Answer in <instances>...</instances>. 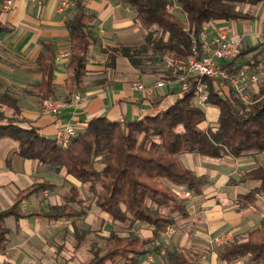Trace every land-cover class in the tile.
<instances>
[{
    "label": "trees",
    "instance_id": "16d2710c",
    "mask_svg": "<svg viewBox=\"0 0 264 264\" xmlns=\"http://www.w3.org/2000/svg\"><path fill=\"white\" fill-rule=\"evenodd\" d=\"M4 1L0 0V5ZM72 1L77 12L72 19L65 20L71 43L66 66L68 76L64 85L68 94L81 87L89 48L97 42L89 30V22L94 15L85 12L81 0ZM117 1L132 7L137 22L147 31L140 45L102 48L107 55L105 66L114 68L116 58L122 56L142 73L144 62L151 63V60L143 58L148 52H151L150 57L156 52L160 53L158 58L170 56L173 62L182 65L191 55L193 46L201 48L200 35L205 24L218 20L251 19L252 16L239 7L264 4V0ZM175 4H178L185 20L172 12ZM9 31L0 21V32ZM257 47L260 44L241 49L237 58L221 66L228 72H237L242 68L241 64H234L235 60ZM35 63L41 70V81L33 87L44 100L54 95L55 54L52 42L43 44ZM183 84L182 95L164 111L127 123L94 117L85 122L83 129L66 146L41 136L35 127L21 126L18 123L23 120L19 122L15 117L8 118L0 111V139L8 138L16 142L17 154L21 158L40 162L54 173L63 170L81 184H87L91 191L99 185L101 193L95 205L101 212L119 223L129 222L128 228L136 223L146 224L158 235L168 226L176 224L175 213L181 218L189 216L186 200L180 198L171 185L197 196L204 186L210 184L207 176L196 175L180 164L181 154L220 160L264 152V80L259 95L254 96L249 104L236 96L229 82L224 83L225 94H221L215 82L207 77L191 76ZM200 85H204L208 92L206 103L218 110L215 128L199 127L205 115L195 103ZM5 106L18 109L15 98L0 91V108ZM238 181L258 183L248 192L237 195L235 203L239 209L254 207L259 196L264 199V165L245 171ZM50 187L47 182L32 184L18 192L10 207L0 211L1 253L7 244L8 228L4 221L8 217L40 216L57 220L83 215L69 204L77 194L76 187L71 188L72 200L50 205L47 210L40 208L22 212L19 205L23 200ZM108 239L107 248L103 252L95 251L85 264L115 263L118 260L139 264L140 257L158 250L155 238H141L134 234L119 237L117 233L110 232ZM165 257L166 264H197L176 249L166 250ZM217 258L224 264L242 258L247 259L246 264H264V209L259 226L249 231L245 238L226 240L218 248Z\"/></svg>",
    "mask_w": 264,
    "mask_h": 264
},
{
    "label": "crops",
    "instance_id": "0c3cea01",
    "mask_svg": "<svg viewBox=\"0 0 264 264\" xmlns=\"http://www.w3.org/2000/svg\"><path fill=\"white\" fill-rule=\"evenodd\" d=\"M62 1L43 0L37 4L30 0H11L10 8L6 11H1L0 5V21L10 29L9 32H0V91L15 98L18 107L17 111L6 106L0 108L6 117H15L19 122L23 120L18 124L35 127L41 136L53 139L59 128L69 124L79 132L85 122L94 117L127 123L146 115H155L164 111L182 95L184 86L176 80L177 78L162 79L153 69L138 72L139 70L133 68L122 56L116 58L114 68L105 66L107 55L102 48L140 45L143 43V34L147 31L137 22L135 10L117 0H81L85 12L94 15L93 20L89 22V30L97 42L89 48L81 87L68 94L64 85L68 76L66 66L71 43L65 20L72 19L77 8L72 0H68L69 4L61 8ZM239 9L250 14L252 18L240 21H211L203 27L200 41L210 42L217 29L223 28L228 35L240 40V46L243 48L258 44L264 47V4L241 5ZM172 12L179 19L185 20L178 4L173 6ZM48 42H52L54 47L55 68L52 81L54 95L47 99L62 104L57 115L41 111L43 99L33 87L41 81V70L35 63V57L43 50V44ZM158 81H163L164 86L154 89L153 92H137L132 89L133 83L140 82L149 90ZM75 95L79 96V100L74 99ZM195 102L200 106L196 100ZM204 114L206 123L210 119L217 122L216 108L211 107L204 111ZM215 126L216 124L211 127ZM199 127L208 126L206 124ZM17 148V143L13 140L0 139V211L13 204L20 190L34 183L51 181V177L55 176L47 166L21 158L17 154ZM242 158L225 157L216 160L189 153L179 156L183 167L191 169L196 175L207 176L210 184L202 188L200 195L185 199L186 202L193 201L194 206L187 207L189 216L180 220L182 225L175 224L176 234L170 242L176 248H185L187 253L200 256L204 251L201 246L206 244L209 254L202 255L201 264H224L218 260L217 252L208 247V240L225 233L231 227L235 232L243 231V224L247 225L255 216L252 212H247L239 218L238 214H225L219 208L220 201L225 200L223 191L231 192L228 182L230 169L243 161ZM59 177L62 184L74 183L79 188L63 170ZM172 187L182 191L179 186ZM231 193L235 203L238 194ZM36 194L28 196L24 203L29 207L34 205ZM20 209L25 212L31 207L27 210L23 207ZM263 209L264 207L261 212ZM257 218L259 222L258 213ZM66 220L68 219L48 220L40 216L6 218L4 223L8 228L7 244L5 251L0 252L1 264H81V255L78 253L75 256L72 251L83 249V245L81 247L80 244H69L67 240L71 238L72 231L59 228V223ZM139 230H145L144 238L151 236V229ZM230 264H239V261Z\"/></svg>",
    "mask_w": 264,
    "mask_h": 264
},
{
    "label": "rangeland",
    "instance_id": "374dc122",
    "mask_svg": "<svg viewBox=\"0 0 264 264\" xmlns=\"http://www.w3.org/2000/svg\"><path fill=\"white\" fill-rule=\"evenodd\" d=\"M221 29L220 28L217 29L216 34ZM144 35L145 33L143 34V37ZM241 49H245V48L240 47V50ZM147 54L148 55H146V57H143V58L144 60H151L152 64L150 62L145 61L144 65L141 66V69H143L144 71L146 70L152 71V69L154 68L156 73L159 74V76H161L162 79L172 80L173 76H175L173 80L177 78L176 80L182 83V85H184L183 83L188 77H191L190 75L185 73L183 69L182 70L178 69L181 66L183 67L184 64L182 65L176 64L175 62L172 61L170 56L164 55L158 58V55L160 54L159 52L154 53L152 57H150L151 52H148ZM235 62L237 64L238 63L241 64L242 69H239V71L240 70L244 71L245 74L247 75L246 77L250 75H255L258 77V80L255 83H251L246 80L244 83L239 84L240 93L247 98V101H243V103L249 104L252 102V100H254V96L259 95V92H260L259 89H260L261 83L264 80V47L263 46L257 47L256 49H253L249 53L247 52L246 55L236 59ZM150 64L152 67H148L150 66ZM138 72H141V71H138ZM185 75H186V78L184 80H180L181 79L180 77H185ZM224 83H220V82L215 83L216 88L218 89V91L221 92V94L226 93V90H225L226 87L224 86ZM199 107L206 112V110L210 109L212 106H210L209 104L205 102L204 104H200ZM212 108L214 109V107ZM41 111L43 112V104H41ZM206 124L208 127H210V126H214L216 123L212 119H210V121L206 123V119L204 115V118L199 123V125L205 126ZM53 139L57 141L56 136ZM242 157H241L242 158L241 160L243 161L236 163L238 165H236L234 168H231L230 175H228V182L230 183L229 185L231 188V192H234L237 194L246 193L252 189L251 187L253 186L255 187L258 184L255 181H246V182L239 183L238 181L239 177L242 176L243 173L249 169L255 168L259 165H264V153H258L255 155L248 154ZM238 159H240V157ZM60 172H57V173L51 172L52 175H55V176H52L54 179L51 177V181L45 180V181L39 182L40 184L47 182L51 185V187L46 188L45 190H42L38 194L35 195L36 196L35 204L30 205L31 207L30 210H33L32 208H35V209L41 208L43 210H47L50 205H57V204L61 205L65 202V200H69V199L72 200L73 194L71 192V188L76 187L77 194L75 195L73 202L71 201L69 204L73 209L83 212V215H80L78 217L74 216L72 218H69L66 221H62L61 223H59V228L61 227V230L69 229L70 231H72L71 238H68L67 240L69 244L75 245V246L80 244L81 247L83 245V249L80 248L79 251H75V250L72 251V254H74L75 256H77L78 253H79L78 255H81V257H79L81 258V261H80L81 264L87 263L92 258L93 253L95 251L103 252L107 248L110 232L117 233L119 237H126V236H129L130 234H134V235H138L141 238H144L143 235H144L145 230L141 231L139 229H148V228L151 229L150 227H148V225L143 224V223H136L134 224L132 228H128L127 225L129 222L119 223L117 221L112 220L106 213L101 212L95 205L96 201L98 200V196L101 193V188L99 185L96 186V189L94 191H91L89 190L87 184H84V185L81 184L80 182H78L75 178H73L70 175L68 176H70V178L74 180L76 184L79 185V188L76 185H74V183H63L62 184V179L61 177H59ZM34 184H37V183H34ZM174 190L178 191V195L180 196V198H182L180 194L182 193V191L178 190L177 188H175ZM223 192L225 193L224 194L225 200L220 201L219 208L220 210H223L225 214H229V215L231 214L232 216H235L236 214H238L239 218H242L244 215L247 214V212L248 213L252 212V214H254L255 216L253 220L251 219L247 223V225L243 224V226L241 227L243 231L241 232L239 231L235 232L233 231L234 228L231 227V229L226 230L225 233H221L213 238H210L209 240L207 239L208 247H210L212 250H215V252H217L220 245L224 243V238H227V237L245 238L246 234L249 231L255 229L257 225L259 226L260 221L258 222L257 213L258 215H260V219H261V215L263 214V211L261 212V210L264 207V199L261 196H259L257 198V201L254 207L251 206L247 209L246 208L239 209L238 206L235 205L234 203L233 193L229 192L228 190H224ZM193 203L194 202L190 200L186 202V205L188 208H190L192 205L194 206ZM21 207H23V209L25 208L24 210H27L30 208L28 204L24 203V200L20 203V208ZM162 211L165 213L167 212L166 210H162ZM174 216L176 218V225H182V223H179V222L183 218H181L177 213H175ZM168 227H171L172 229H174L173 234L167 235L164 233L165 232L164 231L161 234L155 235L153 230L151 229V236L148 238H151V239L155 238L154 241H155L156 246L158 247V250L157 251L154 250L152 253L140 257L139 264H166L167 262L166 257H165L166 250H175V249L185 254L188 258H190L192 261L196 262L197 264H201L200 261L201 259H203L202 255L205 256L209 254V252L207 253L206 244L201 246L202 250H204L201 256L199 254H192L190 252L187 253L188 251L187 249L176 248V246H174L172 242H170L171 241L170 239L174 238L176 234V227L175 225L168 226ZM246 260H247L246 258H242V259H238L234 261V263H237V261H239V264H246ZM1 263L2 262H0V264ZM106 264H127V263H125L124 260H118L115 263L107 262Z\"/></svg>",
    "mask_w": 264,
    "mask_h": 264
},
{
    "label": "built area",
    "instance_id": "2783aa9c",
    "mask_svg": "<svg viewBox=\"0 0 264 264\" xmlns=\"http://www.w3.org/2000/svg\"><path fill=\"white\" fill-rule=\"evenodd\" d=\"M43 0H30L32 3H41ZM69 4L68 0H63L60 3L61 8H65ZM11 0H5L1 4V11H6L10 8ZM240 40L236 37L228 35L227 31L221 29L213 37L210 42H202L201 48L193 46L191 49V55L185 61L184 66L179 67V70H184L190 76H202L212 79L215 83L218 81L220 83L229 82L233 89L236 91V96L243 102L247 101V98L242 95L239 91V84L244 83L246 80L255 83L258 77L255 75H250L246 77L244 71L238 70L235 73L228 72L224 69L221 64L230 62L237 58L240 52ZM181 78V79H180ZM180 80H184L185 77H180ZM164 86L163 81H158L149 90L145 89L143 84L140 82H135L132 84V89L137 92L150 91L153 92L156 88H161ZM185 89V86H184ZM183 89V90H184ZM197 91V103L198 105L204 104L208 97V92L204 85H200ZM76 101L79 100V96L75 95ZM43 112L48 114L57 115L62 106L60 102L46 99L43 101ZM76 130L73 126L67 124L62 128H59L56 132V140L59 145L66 146L70 143L71 139L76 135ZM181 197L184 199L191 198L192 194L189 191H182ZM167 235L174 233V229L167 227L165 232ZM230 239L229 237L224 238V242ZM217 240V238H216Z\"/></svg>",
    "mask_w": 264,
    "mask_h": 264
}]
</instances>
